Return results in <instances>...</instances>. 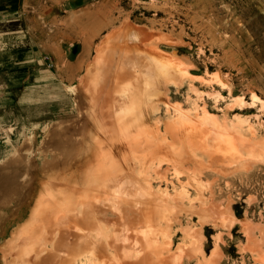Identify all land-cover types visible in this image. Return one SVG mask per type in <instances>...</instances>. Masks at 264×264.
Returning <instances> with one entry per match:
<instances>
[{
	"label": "rangeland",
	"instance_id": "374dc122",
	"mask_svg": "<svg viewBox=\"0 0 264 264\" xmlns=\"http://www.w3.org/2000/svg\"><path fill=\"white\" fill-rule=\"evenodd\" d=\"M20 1L0 0V12ZM32 1L26 0L22 18L0 24V264L13 262L3 248L30 217L49 175L75 157L87 95L94 91L92 65L109 35L128 24L156 33L165 55L191 73L181 82L169 83L171 103L196 116L205 106L229 127H242L263 149V156L251 162H242L235 152H223L230 162L220 161L212 168L185 159V172L177 178L170 170L167 175L173 183H167L158 178L155 166L167 150L161 144L167 141L164 123L174 111L167 112L163 105L154 113L153 121L160 126L150 147L156 153L152 151L154 161H149V184H142L169 202L156 231L167 248L158 264H264V0H69L68 4L52 0L51 20L40 17ZM41 1L46 5L48 0ZM96 5L99 35L81 69L70 76L69 60L64 59L60 67L54 66L58 72L53 81H22L30 71L8 54L22 53L25 39L30 40L36 29L50 33L65 23L63 15ZM43 54L46 65L52 66L48 52ZM115 96L118 106L122 98ZM211 161L207 157L203 164ZM160 165L166 170L168 163ZM182 190L186 193L176 197ZM222 210L226 219L218 215Z\"/></svg>",
	"mask_w": 264,
	"mask_h": 264
},
{
	"label": "bare ground",
	"instance_id": "6f19581e",
	"mask_svg": "<svg viewBox=\"0 0 264 264\" xmlns=\"http://www.w3.org/2000/svg\"><path fill=\"white\" fill-rule=\"evenodd\" d=\"M107 39L92 65L94 91L87 95L75 157L50 174L44 191L34 196L30 217L3 248L11 264H158L165 259L156 231L169 202L143 185L150 181L151 143L160 126L153 115L163 105L174 116L164 121L167 141L160 143L167 150L155 166L161 181L173 183L167 175L172 169L180 178L185 159L212 168L230 162L223 152H235L242 162L263 156L242 127H229L205 106L196 116L169 101V83L191 73L165 55L156 33L128 24ZM115 93L122 98L118 106ZM207 157L212 164H203ZM161 161L168 163L164 171ZM218 215L228 216L223 210Z\"/></svg>",
	"mask_w": 264,
	"mask_h": 264
},
{
	"label": "crops",
	"instance_id": "0c3cea01",
	"mask_svg": "<svg viewBox=\"0 0 264 264\" xmlns=\"http://www.w3.org/2000/svg\"><path fill=\"white\" fill-rule=\"evenodd\" d=\"M58 1L68 4L69 0ZM79 1L82 3L87 2V0ZM46 2L44 3L46 5H41L43 3L41 0H33L31 3L34 4L35 10L37 8V12L41 14L40 17L51 20L50 12L53 9V2L52 0ZM25 4L26 0H21L18 6L6 9V12H0V24L4 25L13 22L15 19L18 20L20 17L22 18L25 13ZM99 15V5H96L94 8L79 9L76 13L71 12L63 15L62 19L65 23L62 26H57L52 32L47 33L42 29H34L37 24V15L35 13V22L31 24V27H33L32 31H36L32 33L35 38L32 36L30 40L25 39V43L27 42V44H25L24 50L22 49V53L8 54L9 57H17L19 64L30 71V73L27 72L26 75L22 76L21 80H29L32 83L51 82L57 77L56 72L58 71L56 67H60L64 59L69 60L66 63V73L74 76L81 69L83 62L87 58L90 44L99 35L97 27ZM12 50L15 49L11 48L10 51ZM43 52H48L50 58L53 60L52 66L48 67L46 65L47 62L44 60ZM4 55L5 53L3 52L2 57ZM54 66L56 67L54 68Z\"/></svg>",
	"mask_w": 264,
	"mask_h": 264
}]
</instances>
